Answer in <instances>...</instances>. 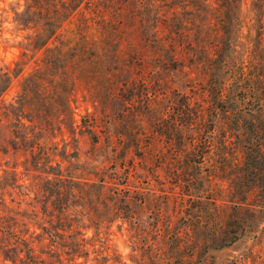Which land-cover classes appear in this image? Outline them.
<instances>
[{"label":"trees","instance_id":"trees-1","mask_svg":"<svg viewBox=\"0 0 264 264\" xmlns=\"http://www.w3.org/2000/svg\"><path fill=\"white\" fill-rule=\"evenodd\" d=\"M23 5L14 21L28 30L25 46L13 69L0 65V122L11 118L19 128L13 133L15 151L37 152L24 172L43 176L46 192L60 202H53L55 208L64 210L69 196H77L79 180L64 175L60 161L57 172L46 170L55 168L50 161L38 170L51 152L42 141L53 145L50 125L56 121L61 132L64 121L74 118L77 94L90 96L106 121L110 109L130 114L141 131L144 115L155 112L161 76L186 77L173 89V111L158 115L151 135L132 136L142 152H113L97 181L85 183L99 199L112 202L118 220L139 232L144 231L139 210L155 191L134 183L148 185L150 177L169 173V193L186 204L176 214L183 231L167 235L172 260L162 264H264V0H23ZM27 51L34 66L15 98L6 101L3 93L29 61ZM25 107L34 112L27 115ZM103 129L108 141V128ZM87 132L97 144L96 131ZM141 173L147 175L141 179ZM220 175L227 185H219ZM162 216L160 209L147 215L156 226ZM0 231L23 246L28 264H47L11 226L0 223Z\"/></svg>","mask_w":264,"mask_h":264},{"label":"rangeland","instance_id":"rangeland-1","mask_svg":"<svg viewBox=\"0 0 264 264\" xmlns=\"http://www.w3.org/2000/svg\"><path fill=\"white\" fill-rule=\"evenodd\" d=\"M23 9V0H0V65L10 69L20 59L28 33V30L20 28L14 21L15 11ZM31 55L32 52L27 51L25 59L29 61L23 71L13 77L3 93L2 98L6 101L15 98L22 78L32 70L35 58L30 59ZM161 79L164 80V85L152 102L155 112L144 115L141 131L130 114L122 115L110 109L106 121L103 109L94 104L90 96L83 98L81 92L73 103L74 118L64 121L62 131L57 129L56 121L53 122L54 125H50L47 136L54 135V144H49V140L42 141L45 147H51V152H47L49 156L43 160L38 170L43 171L50 161L55 168L46 170L57 172L55 161H60L62 173L79 180L75 183L78 188H74L77 196H69L64 210L55 208L53 202H60H57L56 196H50L46 192L43 176L26 175L24 172V164H32L34 159L31 154L37 152H28L26 147L15 151L12 148V144H15L13 133L19 128L11 118L0 122V223L11 226L16 234L26 237L34 254L44 258L47 264H162L166 258L172 260V244L167 235L172 231H183L176 214H179L177 211L186 203L169 193V173L159 172L158 179L150 177L148 185L134 183L139 190L148 187L158 195L146 197L145 207L139 210L142 216L140 228L144 230L139 232L128 222L118 220L112 202L99 199L97 192L85 183V180L89 183L97 181L101 170L106 169L113 160V152H128V155L142 152L134 147L132 136L136 137L139 131L151 135L158 115L173 111L171 105L177 100L176 94L172 93L173 89L179 88L186 77L170 78L163 75ZM186 92L190 94L188 89ZM24 110L27 115L34 112L31 107H25ZM25 122L29 124L28 121ZM89 127L99 137L97 144L93 143L92 134L87 132ZM105 127L108 128V141L101 131ZM44 139L42 137L41 140ZM64 151L67 155L61 157L60 154H64ZM134 157L137 162L138 157ZM145 175L147 174L141 173V179ZM220 184L227 185V180L222 175L219 177ZM157 209L162 211L163 218L156 226L155 221L147 215L156 213ZM165 223H170L172 228L165 227ZM41 225L51 230L54 237L45 233ZM23 250V246L15 242L14 238L0 231V264H28ZM228 252L230 250L220 255Z\"/></svg>","mask_w":264,"mask_h":264}]
</instances>
